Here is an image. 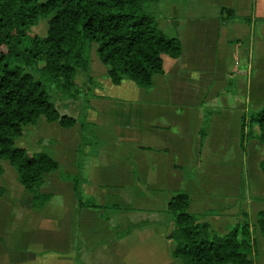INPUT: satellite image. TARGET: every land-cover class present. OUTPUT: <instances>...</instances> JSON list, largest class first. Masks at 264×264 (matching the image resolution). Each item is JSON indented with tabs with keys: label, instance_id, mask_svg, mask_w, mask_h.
Masks as SVG:
<instances>
[{
	"label": "crops",
	"instance_id": "crops-1",
	"mask_svg": "<svg viewBox=\"0 0 264 264\" xmlns=\"http://www.w3.org/2000/svg\"><path fill=\"white\" fill-rule=\"evenodd\" d=\"M191 1L184 4L183 20H176L173 10L166 15L183 53L179 59L164 57L163 72L154 76L151 87L140 88L129 80L114 85L97 53L105 68L93 74L90 61L88 73L79 71L78 76L86 77L85 91L77 82L86 106L84 121L90 126L86 143L79 97L63 100L57 110L77 123L65 129L72 135L69 142L59 134L53 150L63 174L81 176L83 198L94 207H81L73 183L52 172L41 188L52 198L40 215L33 210L32 194L19 183L22 197H6L11 204L0 205V264H39L48 255L45 260L51 264H91L95 230L106 236L100 241L111 252L105 256L107 264L115 263L120 258L115 251L127 245L150 246L151 264H182L172 256L169 236L174 224L167 212L179 191L189 195L192 213L210 212L204 219L220 234L229 233L248 214L253 258L255 264H264V237L258 226V214L264 211V144L249 141L246 154L241 147L243 118L264 107V0ZM208 8L214 9L209 16L203 13ZM223 9L233 10L236 18L221 16ZM254 70H261L255 80ZM57 197L62 202L56 204L65 209L61 218L51 203ZM236 205L240 210L227 214ZM21 211L27 214L26 223L36 214L33 218L41 221L33 232L44 237L31 247L34 252L21 247ZM123 215L131 226L125 232ZM17 248L24 249L27 258L15 256V261Z\"/></svg>",
	"mask_w": 264,
	"mask_h": 264
},
{
	"label": "trees",
	"instance_id": "trees-1",
	"mask_svg": "<svg viewBox=\"0 0 264 264\" xmlns=\"http://www.w3.org/2000/svg\"><path fill=\"white\" fill-rule=\"evenodd\" d=\"M158 1L0 0V160L15 169L19 183L32 194L33 210L41 211L51 201L41 188L52 172H61L73 183L81 207H94L83 198L80 175L63 174L49 154H31L18 141L30 126L76 125L75 118L59 113L52 93L71 100L79 97L77 76L90 70L91 45L114 85L129 80L140 88L151 87L154 76L163 72L164 57L179 59L183 53L181 42L156 20L152 6ZM224 15L236 18L233 10L223 9ZM41 20L47 21V33L34 35L32 29ZM81 126L86 143L90 126L84 120ZM251 140L264 144V107L243 118V151ZM260 169L264 174V159ZM167 212L174 224L169 236L172 256L182 264H255L248 214L229 233L220 234L204 219L210 212L190 211L189 195L182 191L173 195ZM258 226L264 237V211L258 214Z\"/></svg>",
	"mask_w": 264,
	"mask_h": 264
},
{
	"label": "rangeland",
	"instance_id": "rangeland-1",
	"mask_svg": "<svg viewBox=\"0 0 264 264\" xmlns=\"http://www.w3.org/2000/svg\"><path fill=\"white\" fill-rule=\"evenodd\" d=\"M196 1H198V0H195V2ZM191 2H193V1H191V0H189V1H187V0H159L158 2H156L152 6L153 10H156L155 8L159 9V11L156 12V20H157L160 28H162L168 36H170V37L174 36L177 38L178 34L176 33L175 27L173 25H170V23H169L170 18L166 17V15L173 10L175 13V16L179 17V18H175V19L176 20H183L185 18V16H183V14L186 13L185 12V6ZM184 4H185V6H184ZM199 8L197 10H195V13L198 14ZM203 13H206V15L209 16V14L214 13V9L208 8ZM47 29H48L47 21L41 20V22L32 29V33L34 35H38V36H45L47 33ZM96 53H97L96 52V46L91 45L88 49V58L92 62L91 70H92L93 74H96L95 70H102V68H105L99 62ZM95 62H96V67H95ZM100 66L101 67L103 66V67L101 68ZM241 71H244V70H241ZM259 71H261V70H254L253 80H255V78L257 77V72H259ZM77 82H78L79 86L83 89V86H85V83H86L85 75L80 73L78 76ZM259 94H260V90L259 89L255 90V95H259ZM52 99L56 105V108L60 107V102L63 100L75 101V100H71V99H67V98L63 97L58 92L52 93ZM82 99H83V96L81 94V97H79L78 100H76L79 108H80V103H81L80 122H81V120H84L85 113H86V106L84 105L83 102H81ZM46 125H47L46 126L47 128L46 127L45 128H37L35 126L29 127L26 130V134H25L26 138L22 137L18 141V145L20 147L25 148L31 154L38 153V152H45L56 160V155L54 154V150H53V146H54V143L56 141L55 139L56 138L58 139L60 135H65V136H61V139H64V140L66 139L69 142V140H70L69 138L72 135L70 134V131L60 128L56 123L46 124ZM66 132H69V133H66ZM24 142L27 145H25ZM67 146L70 147V145H67ZM243 153L246 154L247 151H243ZM245 175H246V171H245V174H243V177ZM50 180H52V178H50ZM246 182L247 181H246V177H245V182L243 183L244 184L243 189L245 188ZM248 190H249V187H248ZM23 194H24V191L22 190V187L20 186V184L18 182L16 171H14V169L12 167H10V165H8V163L0 160V205L5 206V203H7L9 205V204H11V201H7V200L19 199L20 197H22ZM6 197H8V199ZM1 198H2L3 203L1 202ZM252 199L255 200L254 198H252ZM57 202H62V198L57 197L51 203L54 206V208H56L58 210L56 213L59 215V217L60 218L62 216L64 217V215H65L64 205L63 204L57 205L56 204ZM59 206H61V207L59 208ZM239 208H241V207L237 208V205L232 206L231 210L227 209V214H229V213L235 214L236 210H237V212L240 210ZM43 210H45V209H43ZM43 212L38 211L35 213L41 215V214H43ZM37 214L33 215L32 218L30 217V222H28V223H26L27 221L25 220V216H27V214L23 215L22 211H21V214H19V215H21L20 219H21V217L23 218V216H24L23 221L25 222V224L23 225V228L20 231V237L23 235V238H24V241L21 244V247L26 249V250L27 249L32 250L33 252L35 250L31 249V247L36 246L37 243L42 241L41 238L44 237V235H38V234L33 232V231H36V229L41 226V221H39V220L37 221V218H35V219L33 218L34 216L37 217ZM39 217H41V216H39ZM69 217L70 216L68 215V218ZM34 220H36V221H34ZM127 222H128V219H127L126 215L121 216V224H122L121 225V232H125V230H127L131 227L129 225V223H127ZM213 230L216 231L214 228H213ZM216 232H218V231H216ZM104 237H106V236H105V234H103V232L97 233V230L94 231V235H93L94 252L92 254L93 260H92L91 264H107L106 262H104L105 256H109L111 252H109L107 250L108 249V247H106L107 245L103 244V241L102 242L100 241ZM129 243H131L133 245L134 240H130ZM52 245H55V243L49 244V246H52ZM133 247L134 246L130 247L129 245L122 246V248L119 247L115 252L118 253L117 258H119V256H120V258L119 259L116 258L117 260L115 261V263H113L111 261V263H109V264H151L148 257H147V255L150 253V251H149L150 246L145 247L143 245V246H138L137 248L134 247L135 250H133ZM22 248H17L16 250H14L13 258L15 261H16L15 256H19V258H17L19 260H21L23 257L27 258L25 256L27 253ZM83 248H84V250L86 249L85 247H83ZM130 249H132V250H130ZM88 255H90V254H88ZM49 256L50 255H48L46 258H44V260L42 262H40L39 264H51L50 261L45 260L47 258H50ZM82 256H83V261H84L86 259V256H87V251H84L82 253Z\"/></svg>",
	"mask_w": 264,
	"mask_h": 264
}]
</instances>
